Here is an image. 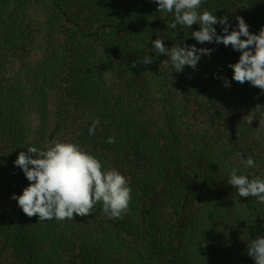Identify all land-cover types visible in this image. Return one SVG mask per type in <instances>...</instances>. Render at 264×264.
Instances as JSON below:
<instances>
[{
  "label": "trees",
  "instance_id": "16d2710c",
  "mask_svg": "<svg viewBox=\"0 0 264 264\" xmlns=\"http://www.w3.org/2000/svg\"><path fill=\"white\" fill-rule=\"evenodd\" d=\"M205 9L233 25L242 17L252 34L264 25V0ZM172 22L151 0H0V264H254L247 248L264 235V204L227 178L244 172L241 153L257 165L247 172H264V94L225 88L217 77L231 80L240 53L196 44ZM158 37L214 50L175 73L151 51ZM50 141L78 143L126 176L127 212L110 219L98 203L72 221L23 214L11 196L28 182L13 162Z\"/></svg>",
  "mask_w": 264,
  "mask_h": 264
},
{
  "label": "clouds",
  "instance_id": "9594fccd",
  "mask_svg": "<svg viewBox=\"0 0 264 264\" xmlns=\"http://www.w3.org/2000/svg\"><path fill=\"white\" fill-rule=\"evenodd\" d=\"M157 6L158 12L173 16V22L168 25L171 30L188 29L196 44H214L230 47L240 53L236 63L228 65L232 71L231 80L227 77H217L223 81L225 88H230L231 82L260 89L264 94V25L258 34L249 31L245 20L236 16V23L229 22L227 16L217 17L213 12L201 10L206 0H151ZM197 25L198 30H192ZM215 26L220 27V34ZM214 49L198 48L194 45L177 43L171 48L164 46L163 38L151 41V51L166 56L175 73H181L185 67L196 69L203 56H210ZM147 66L153 63V57L143 56L139 61ZM136 62L132 67L135 68ZM98 120H93L88 128V134L95 133ZM113 137L107 138V143H114ZM50 146L41 149L29 146L26 151H20L13 162L26 181L27 186L20 195L12 194L18 208L27 217L36 216L39 222L65 220L72 221L74 217L92 215L99 203L101 211L108 218H120L127 212L132 199V189L128 178L115 168L105 169L99 158L85 151L74 142H49ZM240 163L244 172L237 167H231L227 184L236 190L240 198H254L259 204H264V172L254 174L248 169L257 167L251 156L242 158ZM247 253L254 264H264V235L252 239Z\"/></svg>",
  "mask_w": 264,
  "mask_h": 264
}]
</instances>
